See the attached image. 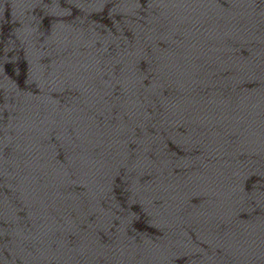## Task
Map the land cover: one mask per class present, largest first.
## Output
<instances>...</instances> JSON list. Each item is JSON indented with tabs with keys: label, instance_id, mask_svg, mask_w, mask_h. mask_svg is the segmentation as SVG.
Listing matches in <instances>:
<instances>
[{
	"label": "water",
	"instance_id": "water-1",
	"mask_svg": "<svg viewBox=\"0 0 264 264\" xmlns=\"http://www.w3.org/2000/svg\"><path fill=\"white\" fill-rule=\"evenodd\" d=\"M64 0H0V264H124Z\"/></svg>",
	"mask_w": 264,
	"mask_h": 264
}]
</instances>
